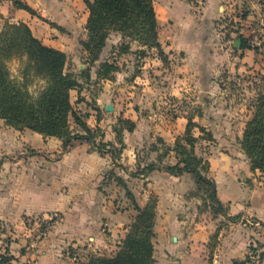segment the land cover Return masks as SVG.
<instances>
[{
  "label": "rangeland",
  "instance_id": "obj_1",
  "mask_svg": "<svg viewBox=\"0 0 264 264\" xmlns=\"http://www.w3.org/2000/svg\"><path fill=\"white\" fill-rule=\"evenodd\" d=\"M2 1L0 31L16 17L9 10L10 4L28 5L33 20L26 23L46 43L66 45L70 53L68 69L79 74L82 68H91V78L81 80V87L71 91V100L80 117L89 118L94 125L91 135L96 149L114 150L117 158L112 161L109 155L110 181L106 194L102 193L107 197L101 196V203L109 208L96 213L104 236L115 238L113 243L122 241L139 215V206L149 204L156 208L158 233H200L205 239L203 251L208 264H218L220 243L230 232L255 239L250 240L248 253L240 262L264 259V242L256 239L261 234L264 240V226L246 211L232 213L230 205H249L253 186L264 185V172L246 175L244 168L250 162L239 142L251 113V100L264 88V0H221L224 10L217 12L214 7H206L207 0H154L162 49L133 41L131 51L121 53L123 39L112 32L94 65L89 64L82 46L89 16L85 0H8V9L4 10ZM22 19L19 17V21ZM240 35L251 50L239 49ZM103 61L119 66L113 78L97 79L96 71ZM18 65L17 61L13 63L14 68ZM108 103L113 110L106 108ZM188 118L197 124L192 131L198 137L194 155L201 159L202 172L215 180L224 208L211 194L210 185L198 183L192 173L180 179L171 177L164 168L179 161L176 142L183 139ZM120 119L134 121L135 129L128 131L131 123ZM96 120L107 125L106 129L97 126ZM71 128L85 133L74 118ZM118 128L125 129L123 142L116 137L115 146L108 145L111 130L116 132ZM28 131L27 135H12L0 142V261L15 252L18 256H14V264L36 261L40 236L60 219V215H21L20 209L9 204L29 200L31 190L38 189V167L50 160L45 155L53 153L50 157L60 159L65 150L63 142L62 147L60 143L38 146V133ZM150 167L166 172L150 175ZM120 170L129 182L119 183V191L112 178ZM86 243L68 247V251L79 253V264H89L98 255L114 256L120 250L111 251L108 240L106 244Z\"/></svg>",
  "mask_w": 264,
  "mask_h": 264
},
{
  "label": "trees",
  "instance_id": "obj_2",
  "mask_svg": "<svg viewBox=\"0 0 264 264\" xmlns=\"http://www.w3.org/2000/svg\"><path fill=\"white\" fill-rule=\"evenodd\" d=\"M89 9L86 23L87 38L82 40L84 51L88 53L89 64L94 65L100 59V53L112 32L120 34L123 42L121 53L131 51V42L138 41L142 46L162 49L158 32V16L154 0H85ZM30 11L28 5L18 6ZM241 46L250 48L247 40L240 35ZM142 54L145 49H142ZM19 65L14 68L13 63ZM69 57L61 49L45 44L31 26L24 22H8L0 31V118L18 130L30 129L46 136L62 139L63 147L68 150L76 140H88L94 146L92 128L75 111L71 101V91L81 87L82 79L91 78V68H82L80 73L70 71ZM119 66L103 61L96 71L97 79H111ZM251 113L246 121L242 137L239 139L243 152L249 159L253 172H264V88L251 100ZM71 118L82 127L85 133L75 132L71 128ZM128 131L135 129L130 119ZM197 126L192 118L183 139L176 142L179 161L176 165L164 167L168 172L179 175L192 173L197 182L212 187L211 193L220 207L224 208L217 195L215 180H210L200 166L201 159L194 155L193 135ZM201 131H205L200 126ZM123 128L116 129V137L123 142ZM88 135H87V133ZM186 142V143H184ZM106 144V143H105ZM115 146L113 142L107 143ZM189 146H188V145ZM100 152H109L114 158V150L98 147ZM160 167H150L149 171ZM205 170L207 166L203 167ZM139 215L128 233L118 245L120 250L114 256L98 255L90 259L89 264H153L155 261V218L153 205L139 206ZM241 215L235 216L238 218ZM264 226V222H261ZM14 255L5 256L1 264H14ZM249 259H235L234 264H246Z\"/></svg>",
  "mask_w": 264,
  "mask_h": 264
},
{
  "label": "crops",
  "instance_id": "obj_3",
  "mask_svg": "<svg viewBox=\"0 0 264 264\" xmlns=\"http://www.w3.org/2000/svg\"><path fill=\"white\" fill-rule=\"evenodd\" d=\"M5 1H2L5 5L3 10L6 4L9 3L8 0ZM220 1L221 0H207L206 7H214L216 12L218 10L223 11L224 6ZM7 5L9 6V4ZM10 5L12 7L9 9L12 11L11 14L16 16L15 18H11V21L19 22V17H23L22 21L24 22H29V19L33 20L32 14L26 9L16 7L13 4ZM6 8L8 9V7ZM215 15L214 18H216ZM87 19L88 15H86V22ZM39 38L45 44L65 51L68 57H70L69 50L64 43L59 42L56 44L52 41L46 43L42 37ZM239 41L238 47L240 50L252 49L242 47L240 37ZM61 44L64 45L62 46ZM77 92L78 94H84L82 92L79 93V91ZM92 116L93 115H90V117ZM86 120L88 125L93 128L94 125L89 123V118ZM95 122L97 126H100L104 130L106 129L107 125H103L101 122L98 123V120ZM28 130L30 129L18 130L7 124L4 119L0 118L1 144H3L2 141L5 142V139L10 138L12 135H27L29 132ZM30 131L38 133L33 130ZM108 141L116 144L115 131L111 130L110 139ZM48 143H54L56 145L60 143L62 147V139L56 136H46L38 133V146L42 145L46 147ZM52 155L54 154H46V158L48 157L50 160L42 164L41 167H38V189L31 190L30 199L27 201L23 200V202L21 200L9 202L12 207L18 210L20 209V212H22L21 215L23 213H38V215H42L43 218H47V216L51 215H60V219L54 222L48 231L44 232L40 238L38 237V258L35 263L79 264V253L76 254V252L72 253L68 251V247L72 246L78 248L80 246H85L88 244L86 243L87 241L90 242L89 244L92 243L93 245L97 241L106 244L108 240V245L111 248L110 250L115 251L119 248L118 245L121 243V240L119 239V241L113 243L115 238L103 235L104 233L100 230V219L96 217V213L97 211L102 213L103 209L108 207V204L105 206L104 203H101V196L104 198L107 197V195L102 193L106 194V190H108L106 186L110 181L108 178L110 175L108 173L110 170L108 168L110 163L108 160L110 157L109 155H111L110 158L112 161L113 159L117 160V158H114L109 152H99L92 143L84 140H76L68 150H64L60 159L50 157ZM158 169L152 170L150 175L155 174L154 172H166L164 169L162 171ZM132 170L134 169L131 167L130 172L133 175L135 173H133ZM122 171L124 170H120V172L117 173L118 176L112 178V180L116 179L113 181L118 190L123 183L129 182V180L124 177ZM244 171L247 176L253 174L249 164H246ZM169 175L178 179L184 178V176H191L189 172L180 176L171 173H169ZM19 186L21 185L19 184ZM220 187L221 186L218 185L219 189H221ZM253 187L249 195V205L243 204L244 202H238L239 205L236 207L231 203L232 213L236 211H246L249 215L255 216L254 220H257V222L259 220V222H264V185H256ZM246 194L247 192L244 194L243 198H246ZM238 201L243 200L238 199ZM4 204L8 206L7 209L11 208L9 204ZM7 211L10 212V210ZM17 213H19V211ZM103 217L105 216H101V219H103ZM222 234L220 236H222ZM156 236L154 251L155 261L153 264H208V261L205 260L203 251L206 246L204 243L205 239L200 237V233L180 232L171 234L167 231L164 233H158L156 231ZM262 237L261 234H258L256 239L264 242ZM250 240L255 239L242 233H226L219 246V248H221V254H219L220 259L218 260V264H234L233 261L235 259H244L248 253ZM261 250L264 252V247H262ZM13 253L12 255L15 257L18 256L15 252ZM25 256L26 255L22 254L23 258ZM247 264H264V259L260 260L258 263L248 262Z\"/></svg>",
  "mask_w": 264,
  "mask_h": 264
},
{
  "label": "water",
  "instance_id": "obj_4",
  "mask_svg": "<svg viewBox=\"0 0 264 264\" xmlns=\"http://www.w3.org/2000/svg\"><path fill=\"white\" fill-rule=\"evenodd\" d=\"M106 108L108 110H113V105L111 103H108L107 106H106Z\"/></svg>",
  "mask_w": 264,
  "mask_h": 264
},
{
  "label": "built area",
  "instance_id": "obj_5",
  "mask_svg": "<svg viewBox=\"0 0 264 264\" xmlns=\"http://www.w3.org/2000/svg\"><path fill=\"white\" fill-rule=\"evenodd\" d=\"M30 264H36V263H35V261L34 262L32 261Z\"/></svg>",
  "mask_w": 264,
  "mask_h": 264
}]
</instances>
